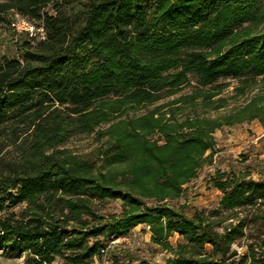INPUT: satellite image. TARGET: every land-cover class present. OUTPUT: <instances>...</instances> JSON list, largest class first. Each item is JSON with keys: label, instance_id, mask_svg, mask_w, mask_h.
Wrapping results in <instances>:
<instances>
[{"label": "trees", "instance_id": "1", "mask_svg": "<svg viewBox=\"0 0 264 264\" xmlns=\"http://www.w3.org/2000/svg\"><path fill=\"white\" fill-rule=\"evenodd\" d=\"M16 14L46 36L23 32L0 58V246L26 264H86L145 223L171 255L111 264H264L263 176L217 169L210 211L171 202L211 161L216 129L264 125V0H0V29ZM225 78L242 96L262 85L208 116L226 105ZM141 105L153 107L126 115ZM83 133L104 143L99 162L65 147ZM106 199L122 211L101 213Z\"/></svg>", "mask_w": 264, "mask_h": 264}, {"label": "rangeland", "instance_id": "2", "mask_svg": "<svg viewBox=\"0 0 264 264\" xmlns=\"http://www.w3.org/2000/svg\"><path fill=\"white\" fill-rule=\"evenodd\" d=\"M28 36L23 32H17L11 27L3 25L0 29V58L3 55L17 56L18 46ZM220 82L228 84L221 93L226 97V105L218 111L212 109L204 111L208 116L224 115L238 108L247 98L258 92L262 85V81L259 80L255 90L251 92L247 90L248 93L242 96L235 91V86L240 83L238 79L225 78L221 79ZM178 95L179 93L168 97L165 101L176 98ZM152 107L153 105H141L129 109L126 115H139ZM184 111L190 112L191 108L187 106ZM214 136L217 141V148L214 152L209 151L205 154L211 156V161L206 163L198 171V175L185 185L184 194L180 198L171 201L178 206L183 205V210L189 215H193L197 210L210 211L218 206L222 191L210 182L211 176L217 169L243 170L250 173L255 179L264 177V125L258 119L224 125L216 129ZM152 137L162 142L160 134L155 133ZM103 144L102 140L96 138L95 133H83L71 137L66 142L65 147L99 162L98 152L103 148ZM22 206H18L16 209L19 210ZM99 207L103 214L119 213L122 211V202L119 199H106L99 203ZM151 236L150 226L140 223L130 230L127 234V240L106 244L108 251L103 253L101 258L96 257L86 264H111L114 256L120 257L123 261L130 258L138 262L144 258L153 262H163L171 253L162 245L154 242ZM169 240L172 245L176 246L178 242L182 241V237L178 233H173ZM248 240L244 238L243 242H248ZM237 248L240 251L246 250L245 245L237 246ZM0 264H26V254L8 246H0ZM51 264L69 263L60 256H56Z\"/></svg>", "mask_w": 264, "mask_h": 264}, {"label": "built area", "instance_id": "3", "mask_svg": "<svg viewBox=\"0 0 264 264\" xmlns=\"http://www.w3.org/2000/svg\"><path fill=\"white\" fill-rule=\"evenodd\" d=\"M11 27L13 30L17 32H26L30 36H35L37 38H45L46 36V31L43 24H37L26 17L20 16L19 14H16V17L13 18L11 22ZM127 239L128 237L127 235H125L118 237L115 240H112V242L122 241ZM101 251L103 253L107 252L108 247L102 248Z\"/></svg>", "mask_w": 264, "mask_h": 264}]
</instances>
